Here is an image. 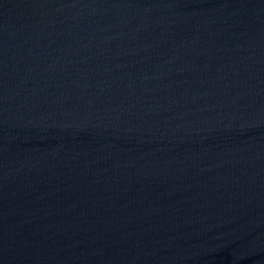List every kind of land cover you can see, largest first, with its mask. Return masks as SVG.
Segmentation results:
<instances>
[{"label":"water","instance_id":"1","mask_svg":"<svg viewBox=\"0 0 264 264\" xmlns=\"http://www.w3.org/2000/svg\"><path fill=\"white\" fill-rule=\"evenodd\" d=\"M0 264H264V0H0Z\"/></svg>","mask_w":264,"mask_h":264}]
</instances>
